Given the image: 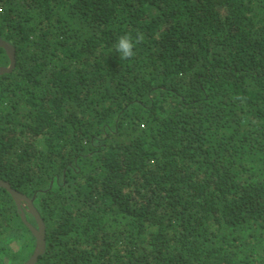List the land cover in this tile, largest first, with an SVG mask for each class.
I'll return each instance as SVG.
<instances>
[{
    "label": "trees",
    "instance_id": "obj_1",
    "mask_svg": "<svg viewBox=\"0 0 264 264\" xmlns=\"http://www.w3.org/2000/svg\"><path fill=\"white\" fill-rule=\"evenodd\" d=\"M0 37V180L34 198L35 264H264V0H0ZM35 246L0 187V264Z\"/></svg>",
    "mask_w": 264,
    "mask_h": 264
},
{
    "label": "water",
    "instance_id": "obj_2",
    "mask_svg": "<svg viewBox=\"0 0 264 264\" xmlns=\"http://www.w3.org/2000/svg\"><path fill=\"white\" fill-rule=\"evenodd\" d=\"M0 48L6 51L9 57V64L7 66H0V75L11 72L16 65V49L7 41L0 37ZM0 187L6 189L15 201L18 210L20 211L23 222L32 231L36 237V246L31 257L24 264H35L38 257L44 252L45 245V225L44 222L34 206V198H29L3 180H0ZM31 213L35 220L36 226L30 224L26 219V212Z\"/></svg>",
    "mask_w": 264,
    "mask_h": 264
},
{
    "label": "clouds",
    "instance_id": "obj_3",
    "mask_svg": "<svg viewBox=\"0 0 264 264\" xmlns=\"http://www.w3.org/2000/svg\"><path fill=\"white\" fill-rule=\"evenodd\" d=\"M142 33H137L135 36L125 34L118 38L115 43V51L118 53L119 58L122 60H129L135 56L134 49L143 41Z\"/></svg>",
    "mask_w": 264,
    "mask_h": 264
}]
</instances>
